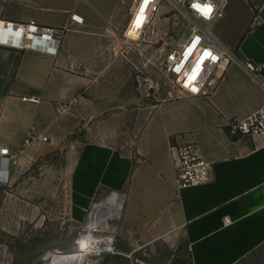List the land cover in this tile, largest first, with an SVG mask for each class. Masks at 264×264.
I'll return each mask as SVG.
<instances>
[{
  "label": "crops",
  "instance_id": "0c3cea01",
  "mask_svg": "<svg viewBox=\"0 0 264 264\" xmlns=\"http://www.w3.org/2000/svg\"><path fill=\"white\" fill-rule=\"evenodd\" d=\"M133 9V0H0L2 21L64 29L57 55L0 45V144L20 149L31 128L57 132L77 106L101 126L136 106L122 142L118 129L89 124L80 146L85 180L123 187V202L117 194L100 200L104 223L119 219L117 250L135 255L163 244L170 253L163 264H264V135L236 136L230 126L263 104L264 89L231 63L209 96L141 102L124 45ZM235 50L261 64L264 78V0ZM187 140L212 171L180 188L171 147Z\"/></svg>",
  "mask_w": 264,
  "mask_h": 264
},
{
  "label": "rangeland",
  "instance_id": "374dc122",
  "mask_svg": "<svg viewBox=\"0 0 264 264\" xmlns=\"http://www.w3.org/2000/svg\"><path fill=\"white\" fill-rule=\"evenodd\" d=\"M260 1L222 0L224 15L213 27L222 42L235 49L254 22ZM186 32L181 13L165 3L138 39L124 36V45L129 46V81L141 102L154 103L177 96L172 78L163 72V60L168 49ZM79 107L63 121L59 131L45 132L50 137L48 141L14 150L9 181L0 186V264H46V253L74 250L92 208L101 209V199L117 194L123 202V187H94L85 180L80 146L88 141L89 124L95 129H118L122 142L137 107L128 106L129 114L123 121L102 126L99 122L89 123ZM113 222L115 236L119 219L104 223L105 227L95 232L109 235L107 226ZM112 247L100 254H86L78 264H163L170 254L160 244L131 255L130 251L117 250L115 238Z\"/></svg>",
  "mask_w": 264,
  "mask_h": 264
},
{
  "label": "built area",
  "instance_id": "2783aa9c",
  "mask_svg": "<svg viewBox=\"0 0 264 264\" xmlns=\"http://www.w3.org/2000/svg\"><path fill=\"white\" fill-rule=\"evenodd\" d=\"M133 1L134 9L124 32V36L128 38L130 35L126 32L129 26L138 29L140 36L165 3L183 16L188 32L180 36L168 49L162 68L163 72L172 78L177 96H209L215 91L223 79L227 65L231 63L242 66L264 89L262 65L239 57L236 50L222 42L214 32L215 22L224 15L222 0ZM209 7L211 11H207ZM72 19L81 20L75 15ZM2 22L6 25H1ZM63 35L64 29L41 25L35 21L12 23L0 20V45L5 47L57 55ZM65 109V104L56 106L58 113ZM230 126L231 133L236 136L264 135V102L257 110L231 121ZM49 138L45 132L31 128L27 131L22 147L45 142ZM171 151L178 187L198 186L210 179L212 162L202 156L194 140L174 144ZM14 156L15 152L11 147L0 144V186L9 181V168Z\"/></svg>",
  "mask_w": 264,
  "mask_h": 264
},
{
  "label": "bare ground",
  "instance_id": "6f19581e",
  "mask_svg": "<svg viewBox=\"0 0 264 264\" xmlns=\"http://www.w3.org/2000/svg\"><path fill=\"white\" fill-rule=\"evenodd\" d=\"M126 33L130 35V38L138 39L140 31L129 26ZM103 226L105 227L102 212L95 206L84 223L85 231L79 235L76 248L66 253L59 251L46 253L44 256L46 264H78L86 254H100L103 251H108L113 244L114 236L111 233L115 231V227L114 225L107 226L110 233L107 236L95 232Z\"/></svg>",
  "mask_w": 264,
  "mask_h": 264
},
{
  "label": "water",
  "instance_id": "95a60500",
  "mask_svg": "<svg viewBox=\"0 0 264 264\" xmlns=\"http://www.w3.org/2000/svg\"><path fill=\"white\" fill-rule=\"evenodd\" d=\"M173 262H174L175 264H188V263H184V262H182V261H180V260H177V259H174Z\"/></svg>",
  "mask_w": 264,
  "mask_h": 264
},
{
  "label": "snow or ice",
  "instance_id": "6c2138e0",
  "mask_svg": "<svg viewBox=\"0 0 264 264\" xmlns=\"http://www.w3.org/2000/svg\"><path fill=\"white\" fill-rule=\"evenodd\" d=\"M207 11H211L210 7L207 9ZM206 14H207V12H206Z\"/></svg>",
  "mask_w": 264,
  "mask_h": 264
}]
</instances>
